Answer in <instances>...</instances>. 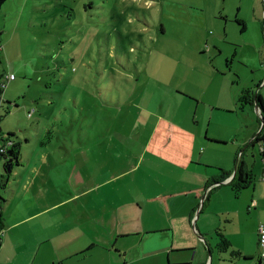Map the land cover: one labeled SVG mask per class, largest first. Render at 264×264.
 <instances>
[{"label": "rangeland", "instance_id": "374dc122", "mask_svg": "<svg viewBox=\"0 0 264 264\" xmlns=\"http://www.w3.org/2000/svg\"><path fill=\"white\" fill-rule=\"evenodd\" d=\"M240 1L5 0L0 145L13 139L18 160L7 172L0 155V196L30 199L25 182L100 183L149 136L195 128L193 95L215 63H232L217 47L231 55L245 36Z\"/></svg>", "mask_w": 264, "mask_h": 264}, {"label": "crops", "instance_id": "0c3cea01", "mask_svg": "<svg viewBox=\"0 0 264 264\" xmlns=\"http://www.w3.org/2000/svg\"><path fill=\"white\" fill-rule=\"evenodd\" d=\"M236 6L245 36L231 55L217 47L232 63H215L193 95L195 128L189 122L180 135L149 136L128 168L100 183L25 182L30 199L1 200L0 264H264L257 234L264 154L253 149L261 114L254 103H238L245 89L264 102V0ZM239 164L252 178L234 192ZM222 172L227 177L212 183ZM217 228L227 251L216 247Z\"/></svg>", "mask_w": 264, "mask_h": 264}, {"label": "trees", "instance_id": "16d2710c", "mask_svg": "<svg viewBox=\"0 0 264 264\" xmlns=\"http://www.w3.org/2000/svg\"><path fill=\"white\" fill-rule=\"evenodd\" d=\"M4 1L5 0H0V7L4 3ZM251 94H253V92H251L250 89L243 90L242 94L238 98V103H239V109H243L246 104L254 103L253 100L256 101L261 114L259 121L261 122V119H263V122H261L262 124L260 126V130L257 133L256 137L254 138V140L257 141L261 138V135L264 132V102L262 101L261 97L258 94L256 96L253 95V97L251 96ZM6 151L7 152L5 154L0 153V155L3 156L4 158H8L7 153H11L14 158V161L18 160L17 147L15 143H12L10 146H8ZM6 161L7 160L4 161V167L7 166ZM227 175H228L227 173L222 172L219 177L212 180V183H219V181L220 182L223 181L227 177ZM251 178L252 177L250 172L247 171L242 164H239L237 166L236 173L229 182V185L231 186L234 192H238L240 189L246 187L249 183H251ZM1 200H3V198L0 196V206H1ZM2 227H3V221H2V215L0 213V232L2 230ZM215 233L218 237V242L216 244L217 249L221 252L227 251L230 247V242L223 234L222 229L217 228ZM230 254L233 256H238L239 252L231 251Z\"/></svg>", "mask_w": 264, "mask_h": 264}, {"label": "built area", "instance_id": "2783aa9c", "mask_svg": "<svg viewBox=\"0 0 264 264\" xmlns=\"http://www.w3.org/2000/svg\"><path fill=\"white\" fill-rule=\"evenodd\" d=\"M12 78V75H10ZM260 115V114H259ZM258 141V149L261 154H264V142L263 139L260 138ZM11 143L5 142V144L0 145V153L5 154L7 151L8 146ZM257 234H258V245H259V258L264 260V224L259 223L257 226Z\"/></svg>", "mask_w": 264, "mask_h": 264}, {"label": "water", "instance_id": "95a60500", "mask_svg": "<svg viewBox=\"0 0 264 264\" xmlns=\"http://www.w3.org/2000/svg\"><path fill=\"white\" fill-rule=\"evenodd\" d=\"M254 107H255L256 109H258V106H257V103H256L255 100H254ZM261 122H263V119H261ZM256 143H258V141H256ZM7 154H8V159H7L6 163H7L8 165H11V164L13 165L14 158H13L12 154H11V153H7ZM11 168H12V167L7 168L6 171H7V172H10V171H11ZM196 215H198V214H196Z\"/></svg>", "mask_w": 264, "mask_h": 264}, {"label": "flooded vegetation", "instance_id": "af4514ba", "mask_svg": "<svg viewBox=\"0 0 264 264\" xmlns=\"http://www.w3.org/2000/svg\"><path fill=\"white\" fill-rule=\"evenodd\" d=\"M7 157H8V154H7ZM7 159H8V158H6V160H7ZM9 167H12V164H11V165H8V164H7V166H6L5 168L7 169V168H9Z\"/></svg>", "mask_w": 264, "mask_h": 264}]
</instances>
